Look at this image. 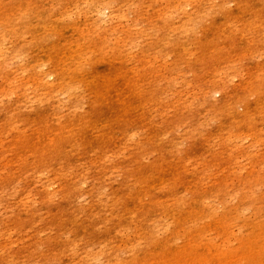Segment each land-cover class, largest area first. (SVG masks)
Returning <instances> with one entry per match:
<instances>
[{
    "label": "rangeland",
    "instance_id": "374dc122",
    "mask_svg": "<svg viewBox=\"0 0 264 264\" xmlns=\"http://www.w3.org/2000/svg\"><path fill=\"white\" fill-rule=\"evenodd\" d=\"M0 264H264V0H0Z\"/></svg>",
    "mask_w": 264,
    "mask_h": 264
},
{
    "label": "bare ground",
    "instance_id": "6f19581e",
    "mask_svg": "<svg viewBox=\"0 0 264 264\" xmlns=\"http://www.w3.org/2000/svg\"><path fill=\"white\" fill-rule=\"evenodd\" d=\"M105 9H106V8H104V9H100V8H99V9L97 10V12H98V14L100 15V17L102 16V12H103V10H105Z\"/></svg>",
    "mask_w": 264,
    "mask_h": 264
}]
</instances>
